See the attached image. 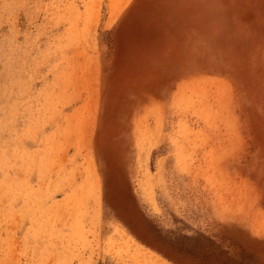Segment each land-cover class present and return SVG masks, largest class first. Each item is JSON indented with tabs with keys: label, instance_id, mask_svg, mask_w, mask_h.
<instances>
[{
	"label": "rangeland",
	"instance_id": "1",
	"mask_svg": "<svg viewBox=\"0 0 264 264\" xmlns=\"http://www.w3.org/2000/svg\"><path fill=\"white\" fill-rule=\"evenodd\" d=\"M0 264H264V0H0Z\"/></svg>",
	"mask_w": 264,
	"mask_h": 264
}]
</instances>
